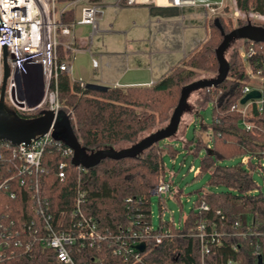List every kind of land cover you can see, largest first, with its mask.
<instances>
[{
  "label": "trees",
  "instance_id": "16d2710c",
  "mask_svg": "<svg viewBox=\"0 0 264 264\" xmlns=\"http://www.w3.org/2000/svg\"><path fill=\"white\" fill-rule=\"evenodd\" d=\"M234 1L238 12L264 17V0ZM73 19V11L61 15L63 22ZM218 22L221 30L209 21L205 41L160 80L147 86L109 87L101 93L81 88L67 74L58 73L56 83L51 81L49 87L56 90L59 112L69 117L80 146L91 153L114 149L122 143L133 145L140 141V135L148 136L167 123L184 87L202 74L218 73L215 51L223 35L249 23L238 19L234 27L221 17ZM242 47L248 59L244 61L236 51L228 63L226 78L215 87L203 89L211 110V125L195 127L190 141L181 138V148L161 140L135 157L103 158L85 168L64 156L67 146L54 140L43 151L42 171L29 172L23 171L22 162L13 155L14 146L0 143V264H56L54 251L43 244L46 225L58 233H75L82 219L93 223L103 240L91 248L77 242L70 250L75 264H132L131 256L124 262L116 251L122 243L129 245L134 233L153 227L150 201L159 182L167 176L165 155L174 160L181 154L184 160L189 153L198 157L201 152L193 180L208 177L206 187L223 190L198 189L185 218L180 211L178 222L172 216L170 222L159 220L152 235H157L161 227L168 231L160 243L155 236L140 237L136 243L145 245L143 263L226 264L231 260L264 264V111H258L252 103L242 116L233 108L243 88L253 85L250 75L264 78V41H243ZM57 53L62 60V48L58 47ZM46 109L42 106L17 114L32 119ZM174 174L172 167L170 184ZM254 174L262 179L261 186L254 181ZM180 199L181 190H174L172 200L182 210ZM158 200L161 209L165 199ZM201 203L207 206L206 211L200 209ZM240 218L244 220L241 225ZM200 225L205 228V240H209L206 254L198 237ZM211 237L220 245L210 243Z\"/></svg>",
  "mask_w": 264,
  "mask_h": 264
},
{
  "label": "built area",
  "instance_id": "2783aa9c",
  "mask_svg": "<svg viewBox=\"0 0 264 264\" xmlns=\"http://www.w3.org/2000/svg\"><path fill=\"white\" fill-rule=\"evenodd\" d=\"M105 0H0V65L2 58V49L6 48L8 51V65L10 67V76L7 81L5 90L4 102L6 107L15 112L28 113L35 109L46 106V110H50L56 114L59 113L60 106L57 100L56 90H50V82L56 83L58 73L62 72L71 77V69L78 53L76 46L75 29L79 26H88L91 29L90 39L98 32V23L103 15V2ZM117 4L125 2L127 6L135 5H150L157 3L156 0H114ZM195 3V0H194ZM189 4V5H193ZM203 6L211 13H214V7L202 3ZM174 7H183L187 5H172ZM67 11H73L75 18L70 22H63L61 15ZM264 19L263 16H260ZM62 48L63 59L59 60L57 49ZM240 57L246 61L249 57L245 51L239 52ZM94 67L97 66L96 61H92ZM31 72H35L37 77L44 83L45 96L43 102L29 107L27 101L23 99L20 91V79ZM2 78V67L0 68ZM250 78L257 79L259 86L248 85L242 90L243 98L247 93L252 90L259 91L260 98L254 101H249L245 105H241L240 101L233 106L242 116H245L252 103L258 111H264V78L250 75ZM81 88L85 87V83L77 81ZM118 87V86H116ZM247 130L250 126L245 125ZM52 129L43 136H38L31 140L28 145L20 144L14 146L12 151L13 155L22 162L23 171H42L41 158L45 148L53 142ZM59 145L64 143L56 140ZM78 141V140H77ZM79 142V141H78ZM2 143V142H0ZM80 144V143H79ZM64 156L73 157V150L67 146L63 151ZM2 154L0 153V160ZM246 162V158L242 159ZM73 163V162H72ZM174 165V160H172ZM190 171L195 174L198 170L193 167ZM62 178V173L59 174ZM170 176V175H169ZM23 182H21L22 184ZM174 193L171 184L168 180H162L153 191L152 195L158 198H165L164 196ZM200 209L206 211L208 208L204 203H201ZM165 205L161 208L160 221L165 215ZM169 222L171 219L168 220ZM243 218L239 219L238 224H243ZM79 229L77 232H63L58 233L54 231L48 224L45 229L47 237L43 244L52 249L56 255V264H75L73 261L70 250L77 242L87 244L90 248L97 242H101L103 237L96 231V226L82 219L78 223ZM153 226V225H152ZM156 228H145L138 234L132 235V242L129 245L122 243L121 248L116 251L123 257V261H127L128 257L133 258L132 264H144L141 257V252L136 249V241L144 236H155L157 243L161 242L164 235L168 231H163L159 228L157 235H152V231ZM198 237L204 249V254L208 253L207 247L209 240H205L203 225L198 228ZM163 233H165L163 235ZM154 238V237H152ZM134 239V240H133ZM118 242V240H117ZM210 243L217 246L220 242L214 237L210 238ZM139 244V243H138ZM226 264H238L235 261L228 260Z\"/></svg>",
  "mask_w": 264,
  "mask_h": 264
},
{
  "label": "crops",
  "instance_id": "0c3cea01",
  "mask_svg": "<svg viewBox=\"0 0 264 264\" xmlns=\"http://www.w3.org/2000/svg\"><path fill=\"white\" fill-rule=\"evenodd\" d=\"M156 1L150 5L127 6L105 0L98 32L92 39L88 26L75 29L77 54L87 53L97 63L96 67L92 65V74H87L88 79L83 83L123 88L153 84L205 41L208 34L207 9L202 4L205 0H195L193 5L183 7L169 6L174 5L175 0L174 3ZM155 8L161 9L157 11ZM126 9L139 10L141 14L129 25L119 21V13ZM100 36L104 37L102 42ZM120 44L124 47H116ZM130 73L134 77L126 78ZM28 78L36 81L38 77L31 72Z\"/></svg>",
  "mask_w": 264,
  "mask_h": 264
},
{
  "label": "rangeland",
  "instance_id": "374dc122",
  "mask_svg": "<svg viewBox=\"0 0 264 264\" xmlns=\"http://www.w3.org/2000/svg\"><path fill=\"white\" fill-rule=\"evenodd\" d=\"M163 3H167L166 0H161ZM174 0H170V2H173ZM199 1V0H197ZM122 3V2H121ZM204 3L214 7V13H211L207 10L205 18L209 21H214L215 19H218L221 17L225 21H231V24L235 27L237 24V20L241 19L245 21L246 23H250L253 25L263 26L264 27V19L260 17L259 15L249 13V14H243L237 11L235 6L234 0H205ZM177 5L176 3H174ZM140 11L134 10V9H126L123 10L121 13H119V21L125 22L126 25H129L134 19H137L140 17ZM104 37L100 36V41L102 42V39ZM243 41H246L245 39H240L234 41L226 50L224 54V58L227 61V63L232 61V57L236 51L239 53L240 51H244L242 44ZM97 37L94 39V46L97 44ZM122 48L124 47L122 44L116 46ZM108 47L110 48V44H108ZM98 63H100V60L97 58ZM1 68V65H0ZM92 60L90 55L87 53H79L76 54L72 69H71V77L73 80L77 79L76 81H83L87 80L88 76L87 74H92ZM248 72V69H246ZM115 74V73H114ZM132 78L134 77V74H128L126 75V78ZM215 76L208 75V74H202L194 81L204 79V78H212ZM80 78V79H78ZM1 74H0V87H1ZM253 85H257L258 80L253 79ZM204 88L197 89L193 91V94H189L188 104L185 110H183L182 115L179 119V125L178 129L173 134L172 138L170 139H164L162 140V143L167 142H174L177 144L178 148H181L183 145L182 139L185 138L186 140L190 141L193 137V130L194 128H198L201 125L210 126L211 121V110L209 105H207L205 101V95H204ZM20 91L23 99L27 101V104L29 107H34L40 103L43 102L44 104V96H45V86L44 83L40 80V78H37L36 81H32L30 78H28V75L22 77L20 79ZM192 93V92H191ZM43 106V105H42ZM45 111V110H44ZM29 113V112H28ZM168 123V122H167ZM167 123L158 126L152 130V132L157 131L161 128H163ZM147 137V134H142L139 137V140ZM182 138V139H181ZM174 139V140H172ZM131 145L122 143L118 145L117 147H114L115 150L119 151L121 149H125L130 147ZM203 153L201 152L198 157H193L191 153H189L183 160V157L181 154H179L174 159V166H172V159L166 154L164 158V166L166 167V180L169 179V175L171 173V169L173 167V171L175 172L172 179V190L180 189L181 190V199L180 201L183 204L182 210H180L178 204L172 200L171 193L164 196L165 198V215L162 220H169L173 217L175 222H178L179 218V212L181 211L182 218H185L188 210L191 208L192 202L195 200V191L198 189H204L206 192H218L223 190L222 188H210L206 187L207 179L208 177H203L201 179L193 180L195 173L190 171V168L193 167L194 169L198 170L200 165V159L202 158ZM232 162H230L231 164ZM254 181L258 185H262V179L258 177L257 174H254ZM150 211H151V222L154 227H156L159 223L160 215H161V209L159 205V200L156 195H152L151 201H150ZM172 213V214H171ZM172 216V217H171Z\"/></svg>",
  "mask_w": 264,
  "mask_h": 264
},
{
  "label": "water",
  "instance_id": "95a60500",
  "mask_svg": "<svg viewBox=\"0 0 264 264\" xmlns=\"http://www.w3.org/2000/svg\"><path fill=\"white\" fill-rule=\"evenodd\" d=\"M214 24L221 30L218 19L214 20ZM240 39H245L248 42L264 41V28L248 23L243 27L234 29L227 35H223V41L215 51L219 65L218 73L215 77L200 79L184 87L181 92L178 105L172 111L167 125L163 128L154 131L152 134L128 148L121 149L119 151L110 148L91 153L86 152L80 146L73 134L69 117L61 112L55 116L54 112L45 110L42 111L36 118L25 119L6 107L4 97L7 81L10 76V67L7 61L8 51L6 48H3L1 58L2 79L0 87V142L9 143L12 146H18L20 144L28 145L31 140L38 136H43L49 132L50 129H52V136L54 139L63 142L66 146L73 150L72 162L74 165L90 168L96 165L103 158L120 159L135 157L153 144L164 139L172 138L173 134H175L178 129L179 119L183 110L187 107V97L191 92L197 89L215 87L226 78L229 64L224 58L225 51L232 41ZM85 88L90 91L101 93L107 92L109 89L107 86L91 83L85 84ZM259 98V91L252 90L240 99V104L245 105L249 101H254ZM144 247L145 245L141 243L136 246V249L139 252H143Z\"/></svg>",
  "mask_w": 264,
  "mask_h": 264
},
{
  "label": "bare ground",
  "instance_id": "6f19581e",
  "mask_svg": "<svg viewBox=\"0 0 264 264\" xmlns=\"http://www.w3.org/2000/svg\"><path fill=\"white\" fill-rule=\"evenodd\" d=\"M177 5H189L194 3V0H175Z\"/></svg>",
  "mask_w": 264,
  "mask_h": 264
}]
</instances>
